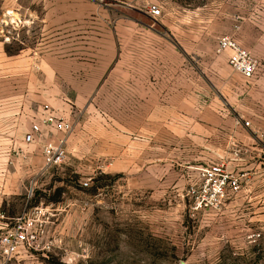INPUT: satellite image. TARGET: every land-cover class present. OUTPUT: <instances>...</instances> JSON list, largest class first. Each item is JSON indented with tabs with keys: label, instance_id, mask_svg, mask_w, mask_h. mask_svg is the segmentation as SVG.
Wrapping results in <instances>:
<instances>
[{
	"label": "rangeland",
	"instance_id": "rangeland-1",
	"mask_svg": "<svg viewBox=\"0 0 264 264\" xmlns=\"http://www.w3.org/2000/svg\"><path fill=\"white\" fill-rule=\"evenodd\" d=\"M225 34L264 63V0H0V64L29 57L0 93L70 125L18 163L0 225H40L0 264H264V81L215 53Z\"/></svg>",
	"mask_w": 264,
	"mask_h": 264
},
{
	"label": "built area",
	"instance_id": "built-area-1",
	"mask_svg": "<svg viewBox=\"0 0 264 264\" xmlns=\"http://www.w3.org/2000/svg\"><path fill=\"white\" fill-rule=\"evenodd\" d=\"M150 12L153 16H157L160 10L156 5L150 7ZM214 51L218 55H224L231 69L237 72L243 79L248 81H264V63L259 62L247 49L240 46L237 41L230 35H223L218 38ZM70 128L68 122L58 119L50 112L42 113L37 122L31 124L30 130L25 134L24 141L26 143L34 142L36 136H40L43 130H55L58 133L66 132ZM41 152L44 157L45 165L60 163L64 154V149L61 141L56 144L53 142H44L41 145ZM14 161L8 159L5 166L0 168V176H6L9 166H12ZM221 169L213 167L206 169V174L212 178L216 171ZM239 188L236 180L230 183V189L235 191ZM0 213V218H3ZM37 220L32 217L20 220L17 218L10 228L6 229L0 235V249L3 259L11 258L19 248H25L37 238Z\"/></svg>",
	"mask_w": 264,
	"mask_h": 264
},
{
	"label": "crops",
	"instance_id": "crops-1",
	"mask_svg": "<svg viewBox=\"0 0 264 264\" xmlns=\"http://www.w3.org/2000/svg\"><path fill=\"white\" fill-rule=\"evenodd\" d=\"M28 59L29 57L23 59L22 56H20L14 61L20 63V61H27ZM2 60L1 58V61ZM14 61L11 60L10 62L0 64V71L2 72L1 77H3V72L5 71L2 67H5L8 63L14 64ZM42 61L43 73L41 81L50 85L52 77L54 79H60L58 74H56V72L60 73V70H57L58 67L54 66V64L53 68L55 72L52 71L50 54H44ZM54 63L61 62L58 61ZM27 71L28 70L19 72L27 74ZM23 79L26 81V77ZM8 83L9 79L5 77L2 79L1 85ZM44 112H51L48 98L45 99L44 97L31 94L16 95L11 93H0V168L5 166L9 158L14 161L13 165L9 166L6 176H0V206L6 201V198L15 195L17 191L24 186L18 176L20 174V169H18L20 165L18 163L20 161L25 163H22V165L28 163L30 157L33 155L28 151H30V147H32L34 143H26L24 141V136L30 130L31 124L37 122ZM44 131L45 130H43L40 136H36V139L40 140L43 136L46 137L47 132L44 133ZM6 219L11 220L12 217H7ZM7 226L8 223L6 221L4 224L0 225V229H6Z\"/></svg>",
	"mask_w": 264,
	"mask_h": 264
}]
</instances>
